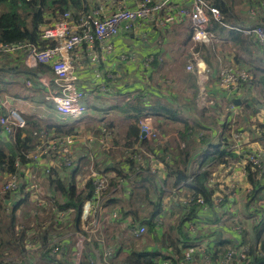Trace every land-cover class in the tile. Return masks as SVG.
Wrapping results in <instances>:
<instances>
[{
    "label": "crops",
    "instance_id": "1",
    "mask_svg": "<svg viewBox=\"0 0 264 264\" xmlns=\"http://www.w3.org/2000/svg\"><path fill=\"white\" fill-rule=\"evenodd\" d=\"M153 1L163 5L157 12L155 20L139 22L133 26L132 30L120 32L114 40V54L98 67L99 77L96 78L94 69L91 67L81 72L78 89L85 92V101L88 105L87 115L80 121L85 124L82 127L86 130L85 135L78 134L75 124H72L75 123L74 121L62 123L55 107L51 109L46 107L44 101L54 104L53 100L47 98L49 92L55 88L53 84L46 89L39 87L37 82L31 86L26 83L27 77L21 72L20 66L23 62L22 58L0 56L3 69L1 81L4 89L1 95L8 98L10 109L17 110L20 102L30 108L29 115L26 117L17 110L26 120L27 127L24 129H27L29 124L40 125L34 132L45 129L44 126L59 127L65 133L60 134L54 128L48 132L51 140L56 142L59 138L76 135L73 151L77 158L75 168L79 170V177H77L79 187L85 186L91 179L92 170L96 172L101 170L108 174L112 182L115 181L117 192L127 201L124 209L129 207L132 182L138 176L134 177L133 173H130V165L127 160L122 159L121 147L118 151L114 148L108 158L107 153L103 164L98 163L96 151L99 147L100 129L104 126L112 128L113 133L116 131L114 145L124 146L129 128L136 126V114L150 112L152 123L160 132V145L154 146V142L148 141L138 144L137 148L143 154L152 176L159 170L165 172L166 191L163 199L171 195V204L184 205L194 190L190 185L178 187L185 180L176 185L177 177L182 173L194 178L204 174L207 180L203 184L211 193L210 196L217 197L226 193L222 202L223 211L240 215L245 220V236L254 243L264 242V222L260 226H255L249 219L255 212L264 217V205L259 203L264 200V104L260 102L263 98L261 96L263 87L246 86L240 94L232 98L218 84L220 70L228 64L248 68L254 65L258 79L264 76V58L256 55L257 47L253 43V36L243 31L263 21L264 0H221L225 4L224 19L216 20L211 16L209 30L214 36L202 47L201 56L210 69L208 96H212L223 108L218 112L210 111L205 107L200 81L195 74L186 69L190 58L192 32L189 17L183 14L182 10L190 8L192 0ZM209 1L213 4L214 0ZM209 1L207 0L208 3ZM141 2L142 0H85L84 6L87 10L106 11L113 10L118 5L136 8ZM252 12L257 14L252 16ZM47 20L49 21L45 23L46 25L51 23L49 18ZM149 57L154 61L145 68L144 62ZM41 68L52 78V73L47 66L42 65ZM100 87H105V91H102ZM7 89L12 93H5ZM140 95L143 98L142 96L140 98ZM234 99L236 103H233L232 109L231 102ZM139 104L143 109L136 110L135 107ZM145 107H148V110ZM69 130H73V134H67ZM2 133L4 132L0 133L2 143H9L14 139L15 135L4 134L3 136ZM34 137L37 144L41 142L40 137ZM35 148L27 155L29 163L21 168L23 176L21 180L36 181L37 176L42 175L41 187L44 186L46 191L55 192L45 170L51 167L58 173L61 172L63 176H68V170L62 167L60 158L55 153H50L43 156L41 161H36ZM250 156L260 158V163L255 169L249 163ZM93 161L96 167L91 170L89 167ZM64 169L67 171H63ZM251 172L255 173L252 175V181ZM132 177L130 183L128 180ZM213 183L221 187L219 192L216 193L212 189ZM176 187L178 188L174 190ZM48 195L60 202L59 194V197L53 194ZM39 205L44 204L39 203ZM195 208L194 216L188 218H191L189 222L198 221L197 231L193 235L188 231L189 222L185 225L184 232L187 237L185 245L196 242L190 241L188 235L198 237L200 240L208 233L215 234L222 239L224 245H229L225 244L227 241L239 239L227 228L217 232L211 231L206 221L216 219L214 211L201 206H195ZM171 209L166 218V227L173 213ZM59 214V227L55 230L51 229L53 231L50 234L54 235V231L63 234L62 243H59L60 246L62 245L61 262L69 264L71 261L69 252L73 247V241L69 239V236L75 235L76 223L75 233H72L73 212L66 214L62 220ZM40 223L42 227L44 224L49 225L43 217ZM123 227L125 225L122 222L107 224L104 228L105 238L112 242L113 237L117 235L121 241ZM1 233L2 231L0 235ZM154 233L151 235L147 231L137 243L131 242L133 243L131 248L162 251L161 237L164 234L156 233V230ZM52 238L53 236L47 246L53 244ZM145 241H148L149 245H145ZM231 243L235 244L236 240ZM40 245L41 248L37 249L35 254L29 253L28 264L30 262L46 264L43 254L40 253L41 249L43 252L45 245L42 241ZM127 249L117 254V262L125 261L130 252ZM162 260L164 258L159 262Z\"/></svg>",
    "mask_w": 264,
    "mask_h": 264
},
{
    "label": "built area",
    "instance_id": "2",
    "mask_svg": "<svg viewBox=\"0 0 264 264\" xmlns=\"http://www.w3.org/2000/svg\"><path fill=\"white\" fill-rule=\"evenodd\" d=\"M162 7V4L155 3L153 0H142L136 8L118 5L115 9L106 11L69 10L52 19L50 24H44L40 27V43L36 44L28 40L13 43L0 42V56L7 55L22 58L21 72L27 77L26 83L29 86L37 82L39 87L49 89L52 84L54 85V90L49 92L47 98L54 101L55 111L61 122L64 124L73 120L80 122L85 118L88 111L81 104V100L86 94L78 89L81 72L91 67L94 69L96 78L99 77L98 67L114 54V40L120 32L122 30L124 32L132 30L133 26L139 22L154 21L157 12ZM182 13L189 17L192 32L190 58L186 69L197 76L202 87V99L205 107H211L214 106L215 101L207 93V85L210 82V69L202 59L201 50L214 36L209 30L211 16L216 20H222L223 15L217 7L210 5L207 0H192L190 8L182 10ZM256 14L257 12H252V16ZM262 19L263 21L260 24L243 30L246 34L253 36V43L257 47L256 55L260 58H264V11ZM153 61L151 57L147 58L144 62L145 68H148ZM42 65L49 68L53 74L52 78L46 75L41 68ZM257 80L258 77L255 71L236 64L226 65L220 70L218 76V84L232 98ZM100 89L105 91V87H100ZM231 103L233 109V101ZM8 104V98L1 95L0 127L5 134L15 135L17 130L26 128L27 123L21 114L15 109H10ZM135 118L139 128L140 141L154 142V146H159L160 132L153 125L151 114L141 112L136 114ZM100 130L99 147L96 151V159L99 164H101L103 158L105 159L107 153L108 158V155L114 149L113 143L115 142L113 130L107 126L101 127ZM34 136L41 138V142L37 144L34 150L36 161H41L43 156L55 153L60 158L59 162L62 167L68 171L75 169L77 158L73 151V144L76 141V135L59 138L57 139L59 141L56 142L51 140L46 129H40L39 132H34ZM122 159L136 162V169L133 172L134 177L141 171L148 172L144 156L137 147L124 148ZM151 162L153 163V160ZM249 163L255 169L260 163L259 156H250ZM16 166L19 167V162L16 163ZM94 166L93 161L89 169H94ZM45 172L50 175L51 167H48ZM5 175H8V178L5 184L1 186V192L4 194L18 192L23 184L19 173ZM154 175L156 184L165 192V172L159 170ZM90 176L92 191L85 194L82 199L79 228L74 235L77 244L75 241L71 262L72 264H96L94 254V248H96L94 243H96L98 245L96 250L101 255L102 263L117 264L112 259L113 246L108 244L104 236L105 226L122 222L128 234L134 240L142 239L147 233V227L134 225L131 218L126 217L122 220V211L126 208L127 201L117 192L116 185H112V179L108 174L101 170H97V172L92 170ZM132 179L133 177L130 180L127 178L129 182ZM194 181V177H188L178 187L183 185L194 187ZM212 189L217 193L221 187L213 183ZM225 195L226 193L217 197L210 196L211 203H208L201 194L194 191L189 195V199L184 203V206H201L212 209L216 219L206 221L209 224V229L215 232L225 228L231 230L239 237V239L231 240H236V243L224 245L222 239L217 235L208 233L207 236L193 245L181 246L182 257L178 261H175V258H169L162 260L159 264H264V242L254 243L247 238L245 236V220L240 215L228 214L223 211L222 202ZM259 203L264 205V200ZM170 208L171 195H168L164 197L161 209L153 218L156 232L164 234L165 222ZM71 212L74 214L73 210L65 212L58 210L61 220ZM249 219L255 226H260L264 222V217L257 212L253 213ZM197 226V220L189 222L188 231L194 235ZM20 229L18 228V230ZM35 230L30 231L27 238V247L32 254H35L37 249L41 248L40 241L34 243L33 238L37 235V229ZM56 241L57 239L53 240V242ZM252 244H254V254L250 253ZM258 259L260 260L258 261ZM0 264L23 263L13 256L0 259Z\"/></svg>",
    "mask_w": 264,
    "mask_h": 264
},
{
    "label": "trees",
    "instance_id": "3",
    "mask_svg": "<svg viewBox=\"0 0 264 264\" xmlns=\"http://www.w3.org/2000/svg\"><path fill=\"white\" fill-rule=\"evenodd\" d=\"M209 1V0H208ZM85 0H0V42L2 43H13L19 42L23 40H28L33 43H40L41 41V32L40 27L44 25L47 21V18L50 20L56 18L58 15L63 14L69 10H77L82 11L86 9L84 6ZM209 4L217 7L223 15V19L225 16V4L221 0H214L213 4L209 1ZM2 61H0V95L2 94L3 85L1 81L3 69L1 66ZM253 71L256 72V68L254 65L250 66ZM2 69V70H1ZM252 86L257 88L258 86H262L261 89L263 97L260 100L261 103L264 104V76L259 78L257 81L253 82ZM5 93H12L10 90H6ZM142 95H140L141 98ZM143 98V96H142ZM213 98V97H212ZM215 101V99H214ZM226 102H229L226 100ZM232 105V103H231ZM210 111L218 112L222 110V106L219 105L218 101H215L214 106L206 107ZM218 108V109H217ZM227 108V107H224ZM136 110L143 109L139 104L135 107ZM148 110V107H145ZM258 109V108H257ZM205 110V111H208ZM150 113V112H149ZM151 114V113H150ZM40 125L29 124L27 129H19L15 133L14 139L9 143H2V137L0 135V176H4L5 174L19 173L21 175V168L24 165L29 163L27 159V155L30 151H32L37 146V140L34 137V131L38 129ZM42 127V126H41ZM47 129V132H51L52 129H56L58 133H65L61 128L54 126H44ZM257 130V127H256ZM67 134H73V130H69L66 132ZM73 136V135H72ZM139 128L136 126H131L128 131L126 143L124 144V148H134L137 147L138 144L147 143L148 141H140ZM139 149V148H138ZM140 152V150H139ZM19 162V167L16 166V163ZM104 162H102L103 164ZM127 163L130 165V173H133L136 169V162L133 160H127ZM141 171L136 176H138L133 183L131 199L129 203V207L122 211V220L123 218H131L132 223L134 225H144L147 227V231L149 234L154 235L155 231V222L154 220L149 224L148 219L151 216H156L158 211L161 209V203L163 201L164 191L156 184L155 175L152 176L151 173ZM120 172V171H119ZM61 172H57L56 170L51 169V173L49 175L48 180L51 182L56 194H59L63 200V203L58 200H53L49 195L48 198L53 201L60 212H65L68 210L74 211V217L71 220V224L73 226L72 233H75L74 225L76 223V219L78 216L79 209L81 208L82 199L87 193H91L92 191V179H90L84 187H79V181L77 177H79V170L76 168L74 170L68 171V176H63L60 174ZM66 174V175H67ZM255 174L251 172L250 179L252 181V175ZM66 177V178H65ZM260 177V176H259ZM188 177L182 173V175L178 176L176 179V185L180 184L181 181L186 180ZM207 180V176L202 174L199 177L195 178L194 187L192 190L195 193L201 194L208 203H211L209 190L204 186V182ZM131 183V182H130ZM115 181L112 182V185L115 186ZM84 188V189H83ZM25 189V184L20 187V191L23 193ZM18 192L19 193L21 192ZM17 193V192H16ZM12 194H5L2 205L12 206L13 200ZM17 195V194H15ZM17 195V196H18ZM25 197V198H24ZM29 200V195H23L20 200L17 201L16 206L14 208L19 207L17 211H19ZM46 206V204H45ZM147 207V208H146ZM171 210L173 213L170 217V220L167 223V227L165 225L164 236L161 237V246L162 251L158 250H150V249H141L135 250L133 248L128 257L124 262H117V254L124 251V245L120 241L119 237L115 235L112 239V242L115 243L113 246V261L117 264H159V260L163 259H171L175 258V261H178L181 257V246L185 245L184 243L187 240L185 236V225L191 220L193 217L196 208L193 206L189 208L188 206H184L180 203H172ZM12 221L8 231V239L7 242H0V259H4L6 257H17L23 264H28L29 260V252L27 247V238L30 231H36L33 227L21 226V229H16L13 231L15 221V211L13 209L12 213ZM176 220V221H175ZM59 219L56 217L54 226L52 224L47 227L44 224V227L41 226L39 222V227L37 228V234L34 236V243H38L42 241L45 247L43 248V252H41L44 256L46 264H63L61 262V247L59 243H62L63 234L54 231V235H51L48 230V227H59ZM264 226V223H263ZM62 227V226H60ZM1 231V228H0ZM65 232V230H64ZM158 233V232H156ZM44 236L41 237V235ZM52 238V242L54 239H57L56 242H53L51 246H47L50 238ZM106 236V234H105ZM189 236L190 241L199 240L198 237ZM74 234L69 236V239L73 241V247L69 252V257L73 258V250L75 248L74 242ZM107 238V237H106ZM252 241V240H251ZM190 243V245L195 244ZM225 242V241H224ZM231 243V241L225 242V244ZM110 245V244H109ZM94 246L98 248V245L94 243ZM56 250V253H54ZM254 244H252L250 248V253L254 254ZM260 259H258L259 261ZM69 264H72V262ZM55 262V263H54ZM31 264V262L29 263ZM67 264V263H64Z\"/></svg>",
    "mask_w": 264,
    "mask_h": 264
},
{
    "label": "rangeland",
    "instance_id": "4",
    "mask_svg": "<svg viewBox=\"0 0 264 264\" xmlns=\"http://www.w3.org/2000/svg\"><path fill=\"white\" fill-rule=\"evenodd\" d=\"M21 65H22V63L20 64V66ZM52 76H53V74H52ZM44 103L46 104V107L48 109L55 107V104H53L52 102L44 101ZM81 104L84 105L88 109V105L85 101V97L81 100ZM17 110L21 111L22 114L24 115V117H26L29 115L30 108L26 104H23V102H20V106H18ZM74 122L75 123H72V124H75L78 134L85 135L86 130L82 129V127H84L85 124L81 123V122H77V121H74ZM108 128H110V127H108ZM114 134L116 135V131L114 132ZM99 137H100V134H99ZM99 140H100V138H99ZM113 147L115 148V151H118L120 147L122 148L121 151H122V158H123V150H124L123 145H121V146H114L113 145ZM92 156H94V154H92ZM103 159H102V161H103ZM95 167L96 166H94V169H95ZM63 171H67V170L64 169ZM7 178H8V175L0 176V188L3 184H5V182L7 181ZM37 178L38 179H36V181H28V182L23 181L25 184V189H24L23 193L19 190L21 192V193H19V195H18L19 191L17 193H15L18 196L15 194H12V198L15 197L16 199L13 200L12 206H9V207L2 205V203H4L3 199H4L5 194L2 193L0 190V228L2 231V233L0 235V241L1 242L2 241L7 242L8 237L6 239V236L8 234L10 224H12L11 223V221H12L11 220L12 219L11 213H12L13 209L15 211V218H14L15 221L13 222V224H14L13 226L15 229L13 231H15L18 228H21L22 225L26 226L27 228L33 227V228L37 229L39 227V222H40L42 217L44 218V221L46 223H49V225L52 224L54 226L56 217L58 218V208L56 207L55 203L48 198V194H53L57 197H59V196H58V194H55L53 191H51V192L46 191L44 186L41 187V184L43 181L42 175L37 176ZM28 192L31 193V195ZM23 194L25 196L29 195V200L19 211H17L19 209V207L14 208V206H16L17 201L21 199ZM59 200L61 203H63V200L61 198H59ZM39 203L40 204L42 203L44 205L41 206V205H39ZM45 204H46V206H45ZM45 226H47V225H45ZM51 229L55 230V227L49 226L48 227L49 232L52 231ZM121 231H123V236L121 238V241L124 240L123 243L125 242L123 244L125 247L124 250L128 248L127 251H131L132 250L131 246L133 245V243H131V242L134 241L135 243H137V241H139V240H134L132 237H130V235L128 234L127 229L125 227H123V229ZM126 235H128V236H126ZM42 236H44V234H42L41 237ZM75 241L77 244L76 237H74V242ZM107 242L110 245L115 244L113 242H110V240H107ZM140 243H144V242H140ZM144 244L149 245L148 241H145ZM135 250H141V248H135Z\"/></svg>",
    "mask_w": 264,
    "mask_h": 264
},
{
    "label": "water",
    "instance_id": "5",
    "mask_svg": "<svg viewBox=\"0 0 264 264\" xmlns=\"http://www.w3.org/2000/svg\"><path fill=\"white\" fill-rule=\"evenodd\" d=\"M233 103H234V104L236 103V99L233 100ZM1 132H2V129H1V127H0V133H1ZM2 134H3V133H2ZM4 134H5V133H4ZM4 134H3V136H4ZM80 209H81V208H80ZM80 209H79V213H78L77 220H76V229L79 228V215H80ZM153 217H154V216H152V217H150V218L148 219V223H149V224L152 222ZM94 254H95V257H96V264H103V263H102V259H101V255H100V253L96 250V248H94Z\"/></svg>",
    "mask_w": 264,
    "mask_h": 264
}]
</instances>
